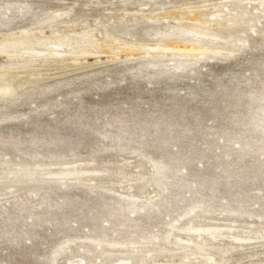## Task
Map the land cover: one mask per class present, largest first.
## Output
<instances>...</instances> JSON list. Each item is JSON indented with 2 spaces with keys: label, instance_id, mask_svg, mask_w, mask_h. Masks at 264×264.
Wrapping results in <instances>:
<instances>
[{
  "label": "rangeland",
  "instance_id": "obj_1",
  "mask_svg": "<svg viewBox=\"0 0 264 264\" xmlns=\"http://www.w3.org/2000/svg\"><path fill=\"white\" fill-rule=\"evenodd\" d=\"M23 30L92 46L15 60L0 164L80 177L2 188L0 264H264V0H0Z\"/></svg>",
  "mask_w": 264,
  "mask_h": 264
},
{
  "label": "bare ground",
  "instance_id": "obj_2",
  "mask_svg": "<svg viewBox=\"0 0 264 264\" xmlns=\"http://www.w3.org/2000/svg\"><path fill=\"white\" fill-rule=\"evenodd\" d=\"M56 18L57 17H48L45 20L44 24L47 26L51 25L49 22L51 20H55ZM41 29H42V27H41ZM192 29H194V27H192ZM203 30L204 29H200V30H198V32L203 31ZM205 30H207V29H205ZM41 32H43V31H41ZM204 32H206V31H204ZM14 36H16V35H14ZM72 38L67 37V36H62L61 34H58V35L54 34V36L52 38H50V36H49V38H44V37H40L36 34L31 33V30L30 31L29 30H23V31H21V35H19L18 37H8L6 39L4 38V40H1L0 44L3 45L5 49L10 50L11 53L7 54V57L9 58V61L7 60V64L5 63L6 65H4L3 67L0 66V100L4 99L6 97L9 98L16 93L15 92L16 86H14V84H13L14 83L13 79H12V81H9L10 79H8V78H10V77H7L8 80H6V78H5V76H7V74H8V72H11L15 68L14 66H16V64H17L15 62V60L17 59V61L19 60L20 62H24L27 64L28 63L33 64L34 62L39 61V59H41V56H39V55L31 58L32 56L27 55V52L34 51L37 49V47H43V48H45L43 52L49 51L50 57H51V55L52 56L57 55V58H60V56L58 54H60L62 52L67 53V55H74V56L75 55L81 56L82 53H83V55H85L88 51V48L90 46H92L90 41H89L90 42L89 47H88V45H86L88 40H90L88 38V36L86 35V33L80 34V35L78 34V37L75 39H72ZM72 40H74V42H72ZM62 49H64V50H62ZM209 50H212V49H207V51H209ZM12 51H16V52L21 51L24 53L13 54ZM219 51H221V50L218 48L213 50V52L216 54ZM56 53H58V54H56ZM92 53H95V51L93 50ZM0 54H2L1 51H0ZM88 54H89V52H88ZM88 54H86V55H88ZM47 57L49 58V56H47ZM81 57H83V56H81ZM73 58H71V59H73ZM77 59H79V58H77ZM9 76H11V74ZM1 83H2V85H1ZM15 95H17V94H15ZM1 109L2 108H0V113H3V112H1ZM0 165H1L0 166V168H1V170H0V192H2V191L4 192V190H2V188L4 186H6V184H11V189L12 188L14 189L19 184L23 185L24 183L26 184L29 181L32 182V180H41L43 182L45 180H48V179L50 180V178H52L53 175L57 176L59 178V180L60 179H62V180L67 179L68 180V178L73 177V179H75V178L80 177L79 176L80 174H74L71 171V169H69L68 167L62 169L59 173H53V172H50L49 170H47L48 168L47 169L44 168L47 165L42 166L41 164H32V163L23 162V161L13 163V161L9 158L4 159ZM53 178H55V177H53ZM53 180H55V179H53ZM77 181H78V179H77ZM40 182H38V185ZM13 191H15V190H13ZM97 252L99 254V259L101 257H108L109 256L108 254L112 253V252L103 251L101 249L100 250L97 249ZM225 253H226L225 250L222 251V254H225ZM108 258H110V257H108ZM119 260H117L113 264H128V263H121Z\"/></svg>",
  "mask_w": 264,
  "mask_h": 264
}]
</instances>
